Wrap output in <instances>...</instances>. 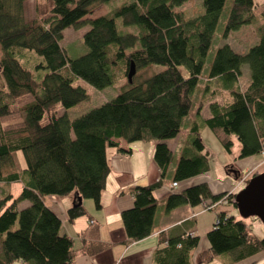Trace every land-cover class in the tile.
Wrapping results in <instances>:
<instances>
[{"label":"trees","instance_id":"trees-1","mask_svg":"<svg viewBox=\"0 0 264 264\" xmlns=\"http://www.w3.org/2000/svg\"><path fill=\"white\" fill-rule=\"evenodd\" d=\"M26 1L0 0V184L22 185L15 197L0 192V264H75L79 257L108 248L100 240L99 224L83 206L84 200H92L101 207L110 172L108 149L128 155L134 143H154L153 160L160 169L158 181L121 192L133 197L132 207L120 215L125 244L151 234L158 206L155 191L172 158L166 141L183 126L189 130L172 184L210 170L201 139L204 128L227 153L236 141V159L264 152V0H230L228 5V0H201L191 13L183 8L189 0H126L116 5L112 0H37L28 21ZM99 6H105L104 15L85 19ZM85 26L86 51L71 58L61 45L63 31ZM246 27L253 36L244 37L241 52L227 42L219 45ZM131 63L135 74L129 83ZM153 65L163 68L143 79ZM78 79L98 90L120 84V90L113 99L70 120L66 114L57 115L58 109L90 99L84 87L74 85ZM206 106L209 114L204 117ZM17 152L25 161L21 171L14 161ZM224 169L235 180L245 174L232 165ZM257 174L252 171L245 183ZM236 193L214 194L207 182L172 192L165 201L166 212L202 203L216 211L206 235L209 248L193 262L196 234L163 233L152 264H209L216 258L234 264L264 251V237L218 207L227 200L236 208ZM44 196L75 201L67 210L69 222L89 218L78 241L62 233V221L46 206ZM26 201L29 205L19 208Z\"/></svg>","mask_w":264,"mask_h":264},{"label":"crops","instance_id":"crops-1","mask_svg":"<svg viewBox=\"0 0 264 264\" xmlns=\"http://www.w3.org/2000/svg\"><path fill=\"white\" fill-rule=\"evenodd\" d=\"M201 113L204 117L209 114L207 111L204 112V109ZM188 130L189 128L187 127L181 139H178L179 133L176 137L166 141L172 153V158L164 178L161 179V186L155 191L158 206L151 234L145 239L131 244L124 243L126 234L120 215L123 210L132 207L133 197L126 193L121 194V192L130 186L148 185L160 179V169L153 160L154 145L152 144L154 143H148V145L134 143L131 145V153L128 155L121 154L115 149L107 150L110 172L105 188L101 193V207L96 208L91 200L83 201V205L90 219L99 224L100 240L108 248L92 257H79L75 264H152L154 250L159 237L163 233L172 236L196 234L199 237V244L192 253L193 262L198 260V254L201 251L209 248L206 235L214 226L216 218L214 208L206 207L202 203L195 207L182 205L170 212H166L164 207L166 199L172 192H178L202 182H207L214 194L225 191L238 192V188L245 182L235 180L233 176L224 172L219 173L215 178L212 176L210 168L204 174L179 182L175 187L177 190L171 189L175 166L180 158ZM223 162L225 164L223 168L227 165H232L236 170L244 172V176L248 175V171L264 173V161L261 155L245 159L234 158L233 163L226 161L224 157ZM49 198L52 206L46 205L62 220V232L77 240V234L88 225L89 218L82 216L73 222H69L67 220V210L73 204V200L70 197H62V199L61 197L50 196ZM229 205L232 204H219L218 207L229 214H234L232 209H228L230 208L228 207ZM262 226L259 227V233L264 235V227ZM215 260H220L221 264H225L220 258ZM257 263L264 264V251L234 264ZM14 264L21 263L15 262Z\"/></svg>","mask_w":264,"mask_h":264},{"label":"rangeland","instance_id":"rangeland-1","mask_svg":"<svg viewBox=\"0 0 264 264\" xmlns=\"http://www.w3.org/2000/svg\"><path fill=\"white\" fill-rule=\"evenodd\" d=\"M36 1L37 0H27L25 2V4H24V17H25L26 21H28L34 17V12H35L34 9H35ZM125 1L126 0H112L110 2V4L112 3V5H114V4L116 5L119 3H123ZM200 3H201V0H189L184 5L183 8L186 11H188L189 13H191V12H194V10H196V8L198 7V5H200ZM228 3H230V0H228L227 5H228ZM226 9L227 8H225L223 10L222 18L224 17L225 12L227 11ZM105 13H106L105 6L95 7L85 17V19H94V18H97L99 16L104 15ZM88 29L89 28L87 26H85L83 28H79V29L68 27L63 31V39L61 41V45H63L68 50V53H69L71 58H76L86 51L83 44H82V36ZM251 36H253L251 27H246V28H243L239 32L232 33L227 38V40H224V41L221 40L219 45H221L223 42H227L234 48V50L241 52V48L243 47L242 42H243L244 37L250 38ZM218 38H222L220 34L218 35ZM216 46H217V36L213 39V42L211 44V48H210L209 53H208L207 58H206V63L203 66V73H202L203 78H205V76L203 74L205 73V70L207 69V67L209 65V62L212 58V54H213ZM33 55L38 58V56H36L35 54H33ZM162 68H163L162 66H158V65L150 66L147 73L144 75L143 79L151 76V74H153L155 72L160 71ZM181 70H182L183 74L185 76H187L186 69L181 68ZM244 81H246V80L244 79ZM74 85H80V86L84 87L87 90V92L89 93L90 99L88 101L82 102V103H80V104H78L72 108H69V109H64V108L58 109L57 115L66 114L70 120H73V119L77 118L78 116H80L81 114H83V113H85V112H87V111H89L95 107L100 106L102 103H104L106 101L113 99L120 90V84H114V85H111L105 89L98 90V89L91 87L89 84H87L86 82H84L81 79L76 80L74 82ZM205 111H207V113L209 111L207 106L204 108V112ZM191 117H192V115L188 116V118H191ZM185 131H186V127L183 126L181 131H180V136H178V139H181L184 136ZM201 139L205 145V148L208 150V153H209V165L211 168V174H213L212 176L216 178L219 173L224 172L226 174L225 169L223 168V166L225 165L223 162L224 157H225L226 161L233 163L234 158L236 157V155L238 154V151H239L238 143L236 141H234L232 152L227 153L224 151L223 147L219 144V142L215 138L213 132H211L208 128H204L201 131ZM145 145H148V144H145ZM149 145H151V144H149ZM152 145L155 146V144H152ZM262 159L264 161L263 156H262ZM14 161H15L17 171H21L25 167L24 157H23V154L21 152H17L16 154H14ZM245 186H246V183H243L238 188L237 191H240ZM21 189H22V185L18 182H12L10 184H4V183L0 184V192L3 191L4 193H11L14 197L20 193ZM175 190H177V189H175ZM0 196H1V194H0ZM49 197L50 196H44V202H45V204L52 206L51 200ZM92 203H93V201H92ZM27 205H29L28 201L23 202L19 205V208H24ZM228 207H230L228 209H232L234 211V214L238 218L243 219L247 225H250L253 233H256L259 237H264V235H261V233H259V227H261L263 224L258 218H255V217L242 218L239 215L238 210L234 206L229 205ZM262 227H264V225ZM210 264H221V262H220V260H214ZM257 264H259V263H257Z\"/></svg>","mask_w":264,"mask_h":264},{"label":"water","instance_id":"water-1","mask_svg":"<svg viewBox=\"0 0 264 264\" xmlns=\"http://www.w3.org/2000/svg\"><path fill=\"white\" fill-rule=\"evenodd\" d=\"M135 74L134 64L131 63L127 75L129 83ZM75 201H73V204ZM82 200L77 198V205ZM236 209L242 218L255 217L264 225V173L251 177L246 186L236 193L235 197Z\"/></svg>","mask_w":264,"mask_h":264},{"label":"built area","instance_id":"built-area-1","mask_svg":"<svg viewBox=\"0 0 264 264\" xmlns=\"http://www.w3.org/2000/svg\"><path fill=\"white\" fill-rule=\"evenodd\" d=\"M262 156H263V158H264V152L261 154ZM252 171H248V175L251 173ZM248 175H246V176H244L240 181L241 182H245V180L247 179V177H248ZM177 186V184L176 183H173L172 185H171V189L172 188H175ZM217 204H227V200H223V201H221V202H219V203H217ZM215 206V205H214Z\"/></svg>","mask_w":264,"mask_h":264}]
</instances>
